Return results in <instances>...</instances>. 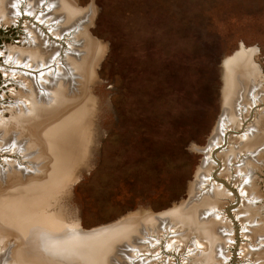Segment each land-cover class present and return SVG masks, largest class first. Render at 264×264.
Returning <instances> with one entry per match:
<instances>
[{"label": "rangeland", "instance_id": "rangeland-1", "mask_svg": "<svg viewBox=\"0 0 264 264\" xmlns=\"http://www.w3.org/2000/svg\"><path fill=\"white\" fill-rule=\"evenodd\" d=\"M15 1L17 19L0 24V221L6 206L13 225L27 216L18 209L51 177L58 154L42 138L33 144L32 135L16 134L24 150L5 141L1 126L18 114L23 98V64L11 63L9 52L26 51L31 28L42 31L48 45H60L59 58L70 48L67 37H54L50 19L39 21L47 3L30 13L28 0ZM73 1L77 11L90 10L85 30L105 48L84 92L91 107L87 126L79 127L85 138L79 165L64 177L72 179L69 193L55 204L65 208L66 231L108 234L133 221L134 230L124 229L125 236L100 249L104 264H202L196 240L204 234L195 225L208 223L221 241L210 263L227 264L226 246L240 222L245 238L257 240L256 263L264 264V132L257 148L240 147L247 127L258 123L264 131V0ZM231 79L234 95L227 104L223 91ZM241 84L248 91L242 99L236 93ZM250 90L258 104L247 119ZM227 106L232 113L225 119ZM246 186L254 200L242 196ZM204 198L211 203L199 204ZM239 203L249 208V224L241 220ZM188 207L195 225L176 224ZM172 212L177 217L170 221L145 222ZM7 237L5 251L14 255L30 242L17 231Z\"/></svg>", "mask_w": 264, "mask_h": 264}, {"label": "bare ground", "instance_id": "bare-ground-1", "mask_svg": "<svg viewBox=\"0 0 264 264\" xmlns=\"http://www.w3.org/2000/svg\"><path fill=\"white\" fill-rule=\"evenodd\" d=\"M17 1L21 2L23 0ZM15 2V0H0V24H2L1 22H4L5 24L15 22L18 17V12H21L19 11L20 8L17 9L14 6V4H16ZM27 2L30 13H32L36 7L42 5V3H45V5L47 3L46 11L38 16L39 21L44 23L45 19H50L49 25L53 24L51 32L54 37L57 39L67 37L71 42L69 41L68 43L70 48L68 51L66 50V57L63 60V58L58 57L60 56L59 54H61L60 45L58 43L48 45V38L43 32L36 30V28H31L29 29V33H32V35L29 34L30 41H27L29 42V45L26 48V51L20 52L19 50L12 49L9 52L11 63L15 62L17 66L23 64V66H21L23 69V72L21 73L23 75L20 76L22 82L21 84L19 83L22 86V96H20L23 98L19 96L21 98L19 105L21 109L18 111V114L9 122H6L5 126H1L5 132V141L16 142V145H21L22 148L20 149L24 150L25 147L16 137V134L22 136L23 134L26 136L32 135L34 138H32L33 144L35 140L37 141L38 138H42L41 140L45 145H48L52 150L57 151L58 165H56V169L51 177L48 175L47 179H43L41 183L39 182L36 188L30 191L31 193L29 192V201H23L24 204L22 202L20 203V206L23 204L25 207L21 206L18 211H25L27 216L25 217L24 215L25 218L20 216L19 218L21 221H18V224L13 225L12 223H8V219L11 217L6 206H3L2 221H0V264H104L106 258L102 256V253H104L105 250L101 251L100 249H104L106 244L110 243L111 240L114 242L116 239L125 236L127 232H125L124 229L127 231L129 230V232L134 230L135 227H137V223L133 221L126 222L125 225L116 227L115 231H109L108 234H105V232H102L100 235H92L88 233L76 234V231L73 233L71 231L67 232L66 228L68 225L65 218V208L62 209V207H60L57 209L55 204L57 205V201L60 198L65 199V195L69 193V184L72 179L66 180L64 177H67L71 171L76 169L79 165L76 163L80 158L77 156L78 148L85 145V138L82 136L83 131L79 129V127L81 126L82 128L83 126L84 129V127L87 126V114L91 107V103L88 101L87 96L85 95L86 93L84 94V92H86V84L91 75H94L95 69L93 72L92 69L95 67L97 63L96 61H98L103 54V49L105 47L103 44L100 45L93 41L90 33H87L85 30L90 24V10L86 12H82L81 10L77 11L74 7L73 0H28ZM77 24L78 27L75 26ZM13 64L11 65L12 68ZM18 67L20 68V66ZM234 68L235 65L234 67H231V70L236 72ZM229 77L231 78V76ZM232 80L233 79L227 82V86L223 91V101L227 104L231 103V100L228 99L230 97L232 98V95H234L235 87L232 85ZM242 86L243 85L241 84V88H239L240 90L236 91L238 94L240 92L242 93L239 95V97L241 96V99L248 95V91L245 94L244 87ZM78 90H80V93H75V91L77 92ZM72 93L75 95L71 98ZM254 93L255 91L253 92L252 90L249 92L253 105L249 101L250 104L245 105L244 108L243 113L247 116V119L249 116L248 113L251 117L253 116V110L258 104V100L254 99ZM233 105L234 102L232 106ZM235 105L237 107L238 104ZM224 110L226 111L225 119H228L232 111H230V107L228 106ZM250 127L251 126L246 129V132L249 131L248 134L242 133V135H247L246 138L248 139L242 140L240 147L253 150L256 147L255 145L261 141V135L264 131L260 128L258 123L257 126L253 124L252 128ZM19 130L21 133H19ZM46 130H52V132L50 134H45L44 132ZM43 134L44 136H47V138H50L48 142L43 139ZM72 147L73 149H71ZM211 147L213 146H210V148ZM261 149L262 148L259 150ZM209 150L210 149L207 151ZM251 157L255 158V155L251 154ZM222 163H224V161ZM56 177L59 178L56 179ZM213 183H215V181ZM207 184H209V182ZM253 193V189H248V186H246L241 192L243 197L250 200H254ZM205 199L206 198H204L199 204H205L207 201L211 203L210 198V200ZM239 201L242 200L239 199ZM238 205V211L243 213L242 218L240 217L241 220L244 224H249L251 214L248 210V206H243V203H239ZM164 217L166 218H159L158 220L145 219V222L154 221V223L159 224L170 221L172 217H177V214L176 212H172ZM194 217H196V214L194 215L190 213L189 207L184 208L181 215L179 214V220L177 219L178 221L175 223L179 225H182V222L183 224H194L197 220H194ZM130 220H132V218ZM199 225H195L198 228L197 232L204 234H201L204 237L200 236L198 238V240L201 239L203 243L196 240L198 248L201 249V252H204V255L200 256L202 257L201 261L202 264H211L210 262L216 260L213 255L216 254V249L220 247L219 243L221 241L219 240L220 238H218V232L217 234L214 233L215 230L212 229V224L199 223ZM250 225L248 226L249 228ZM12 231L19 232L26 243L30 241L21 254L17 253L14 255L10 250L8 252L5 251L7 248L4 247V241ZM68 233L70 234L68 235ZM243 236L248 237V234L245 232ZM203 244L206 245L205 248L203 247Z\"/></svg>", "mask_w": 264, "mask_h": 264}, {"label": "built area", "instance_id": "built-area-1", "mask_svg": "<svg viewBox=\"0 0 264 264\" xmlns=\"http://www.w3.org/2000/svg\"><path fill=\"white\" fill-rule=\"evenodd\" d=\"M237 225L234 227L235 234L233 239L226 246V250H230V259L227 264H258L256 263V260H258L256 251L259 250L256 243L257 240L254 237L251 240H247L242 234L244 232L243 225L240 222H237Z\"/></svg>", "mask_w": 264, "mask_h": 264}]
</instances>
